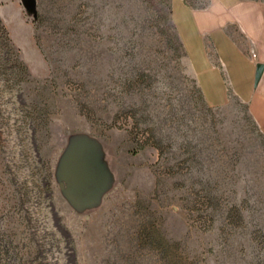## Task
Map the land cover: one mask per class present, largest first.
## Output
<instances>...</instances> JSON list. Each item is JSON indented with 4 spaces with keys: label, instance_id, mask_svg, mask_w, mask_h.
I'll list each match as a JSON object with an SVG mask.
<instances>
[{
    "label": "rangeland",
    "instance_id": "374dc122",
    "mask_svg": "<svg viewBox=\"0 0 264 264\" xmlns=\"http://www.w3.org/2000/svg\"><path fill=\"white\" fill-rule=\"evenodd\" d=\"M35 2L0 0V264H264V134L170 0Z\"/></svg>",
    "mask_w": 264,
    "mask_h": 264
},
{
    "label": "crops",
    "instance_id": "0c3cea01",
    "mask_svg": "<svg viewBox=\"0 0 264 264\" xmlns=\"http://www.w3.org/2000/svg\"><path fill=\"white\" fill-rule=\"evenodd\" d=\"M10 5L16 9L19 4ZM170 8L205 101L210 106L233 99L245 103L264 134V69L254 83L256 63H264V1L204 0L198 5L170 0Z\"/></svg>",
    "mask_w": 264,
    "mask_h": 264
},
{
    "label": "water",
    "instance_id": "95a60500",
    "mask_svg": "<svg viewBox=\"0 0 264 264\" xmlns=\"http://www.w3.org/2000/svg\"><path fill=\"white\" fill-rule=\"evenodd\" d=\"M22 1V4H23V6L27 9V10H29V11H31L32 13H35V7H36V2H35V0H21ZM263 69H264V63H262V62H257L256 63V68H255V74H254V83L256 84L257 82H258V80L260 79V77H261V74H262V72H263ZM72 151V150H71ZM69 152V154L70 153H72V152ZM69 157V156H68ZM68 157H67V159H68ZM66 159V160H67ZM65 160V161H66ZM64 163V162H63ZM60 186L61 187H63V182L61 181L60 182ZM69 192V191H68ZM69 194H70V196H72V193L71 192H69ZM73 200V199H72Z\"/></svg>",
    "mask_w": 264,
    "mask_h": 264
},
{
    "label": "trees",
    "instance_id": "16d2710c",
    "mask_svg": "<svg viewBox=\"0 0 264 264\" xmlns=\"http://www.w3.org/2000/svg\"><path fill=\"white\" fill-rule=\"evenodd\" d=\"M169 11H171L170 4H169ZM172 25H173V27H174L175 34H176V36H177V44H178V46L180 47V49L183 50V46H182L181 41H180V39H179V36H178V34H177V30H176V27H175V25H174V22H172ZM0 30H1V32H2V36H3V38H4V40L2 41V42H3V46L8 47V48H10V49H11V48H14V45H13V43H12V41H11V38H10L9 32H8V30H7L6 26H5V24L3 23V21H2L1 19H0ZM183 52H184V50H183ZM198 89H199V88H198ZM199 92H200V94H201L200 89H199ZM201 96H202V95H201Z\"/></svg>",
    "mask_w": 264,
    "mask_h": 264
}]
</instances>
